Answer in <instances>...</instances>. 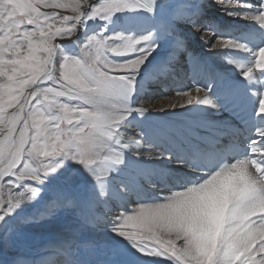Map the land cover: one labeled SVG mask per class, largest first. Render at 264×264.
Here are the masks:
<instances>
[{"label": "snow or ice", "instance_id": "obj_1", "mask_svg": "<svg viewBox=\"0 0 264 264\" xmlns=\"http://www.w3.org/2000/svg\"><path fill=\"white\" fill-rule=\"evenodd\" d=\"M0 264H264V0H0Z\"/></svg>", "mask_w": 264, "mask_h": 264}, {"label": "bare ground", "instance_id": "obj_2", "mask_svg": "<svg viewBox=\"0 0 264 264\" xmlns=\"http://www.w3.org/2000/svg\"><path fill=\"white\" fill-rule=\"evenodd\" d=\"M212 11L219 16L221 19H224L222 13H219L218 10L212 8ZM66 13V12H65ZM193 41V47H198L200 43V36L198 34H193L191 36ZM197 55L199 53H196ZM218 71H228L226 69H218ZM195 88V82L193 80V73L190 69L186 68L183 71H180L178 75L168 78L162 83L149 82L145 85L144 92L141 93L139 97L136 98L135 104L133 107H145L150 108L155 113L161 107H167L169 104H181L184 100L177 93L183 91H189ZM181 114L179 108L175 111L169 110V117L176 118ZM137 122L128 128L127 135L131 138H139V133L141 128L136 126ZM146 187L151 188L152 186L146 185ZM151 194L160 195L163 194V189L160 185L155 187V191ZM131 207V205H130ZM86 237L91 238L94 241H99V243H107L108 238L104 235L102 228H97L95 231L85 233ZM33 249L29 247H20L17 249L18 254L24 259H30L33 255Z\"/></svg>", "mask_w": 264, "mask_h": 264}, {"label": "rangeland", "instance_id": "obj_3", "mask_svg": "<svg viewBox=\"0 0 264 264\" xmlns=\"http://www.w3.org/2000/svg\"><path fill=\"white\" fill-rule=\"evenodd\" d=\"M65 15H71V12L70 11L69 12H66Z\"/></svg>", "mask_w": 264, "mask_h": 264}]
</instances>
